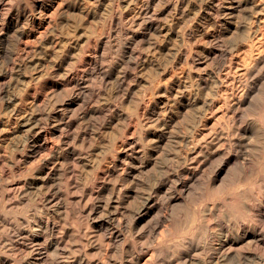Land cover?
Returning <instances> with one entry per match:
<instances>
[{
  "label": "bare ground",
  "instance_id": "bare-ground-1",
  "mask_svg": "<svg viewBox=\"0 0 264 264\" xmlns=\"http://www.w3.org/2000/svg\"><path fill=\"white\" fill-rule=\"evenodd\" d=\"M0 264H264V1L0 0Z\"/></svg>",
  "mask_w": 264,
  "mask_h": 264
},
{
  "label": "rangeland",
  "instance_id": "rangeland-1",
  "mask_svg": "<svg viewBox=\"0 0 264 264\" xmlns=\"http://www.w3.org/2000/svg\"><path fill=\"white\" fill-rule=\"evenodd\" d=\"M263 1L264 0H252L253 5H255V6L261 5ZM257 16H259V15L254 14L251 18V21L256 20ZM241 24H244V23H241ZM231 30L229 31V34L233 35V32L235 30L233 28H231ZM230 32H232V33H230ZM236 32L237 31H235L234 37L236 35L235 41L237 42L238 52L237 53L234 52L232 59H233V65L235 66V68L241 69L244 65V58L246 57L245 56L246 49H248V47H249L248 43L251 41V39H252L253 43H258L259 41H262V39H261L262 37L260 35V32H257L256 34H253L249 40L243 41L242 38L239 37L240 36L239 32H241V30L238 33H236ZM237 35H239V36L237 37Z\"/></svg>",
  "mask_w": 264,
  "mask_h": 264
}]
</instances>
